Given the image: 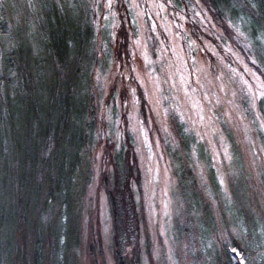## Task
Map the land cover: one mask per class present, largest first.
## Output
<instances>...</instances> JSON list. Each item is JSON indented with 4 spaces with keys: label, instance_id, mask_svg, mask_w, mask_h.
Returning <instances> with one entry per match:
<instances>
[{
    "label": "trees",
    "instance_id": "trees-1",
    "mask_svg": "<svg viewBox=\"0 0 264 264\" xmlns=\"http://www.w3.org/2000/svg\"><path fill=\"white\" fill-rule=\"evenodd\" d=\"M33 1L37 3L35 12L26 7L28 0H5L3 20H0L3 27L9 13L15 15L10 7L15 3L21 17L14 29L12 51H7V41L0 35V51L4 53L0 71L7 75L10 68L20 75L15 87L8 86L6 91L0 87V264H59L60 261L72 264V251L81 242L88 164L97 150L96 136L99 137L101 127L94 110L93 73L97 60L102 68L107 67L109 54L105 53L101 59L96 55L97 29L91 0ZM203 1L228 36L234 32L230 21L247 32V40L254 43L253 51L258 48L255 55L263 69L257 68L264 78V62L260 59L259 41L255 39L264 22V0ZM174 2L178 7L184 0ZM253 3L255 9L251 7ZM126 12L129 20V10ZM32 19L33 23H27ZM103 30L100 33L106 36L108 30ZM117 33V57L128 63L131 38L124 20L120 21ZM245 42L239 38L242 47H246ZM145 105L144 101L140 112L147 120ZM259 108L264 116L262 98ZM185 129V124L177 120L171 126L172 134L162 139L169 141L167 155L178 189L189 191L194 203L207 209L208 218H203V222L209 225L202 228L196 223L197 213L193 218L192 210L197 208L187 207L189 220L196 223L193 233L199 235L200 243L203 239L210 241L219 229L224 235L219 241V251L211 249L201 255L212 259L213 264H238L241 259L244 264H264V239L259 235L258 225L253 223L260 218L254 215L246 195V191H256L252 181L236 178L228 190L233 197L230 205L229 196L221 194L223 190L203 142ZM125 133L124 141L112 157L113 169L108 168L102 174L114 220L113 246L120 264L128 259L123 254L134 243L131 239L138 234L141 224L134 186L141 184L143 174L133 134L128 130ZM110 141L109 137L106 143ZM192 147L196 149L193 158L205 162L209 168L205 185L199 183L191 164ZM20 191L31 192L20 198ZM210 195L213 201H209ZM212 205L216 206L215 211ZM241 224L249 235L238 240L232 229L239 230ZM232 247H237L242 255L236 256ZM135 248L134 259L140 264ZM49 258H53V263L45 261Z\"/></svg>",
    "mask_w": 264,
    "mask_h": 264
},
{
    "label": "rangeland",
    "instance_id": "rangeland-1",
    "mask_svg": "<svg viewBox=\"0 0 264 264\" xmlns=\"http://www.w3.org/2000/svg\"><path fill=\"white\" fill-rule=\"evenodd\" d=\"M174 1L113 0L111 9L107 8L106 0L90 2L97 29L96 55L101 59L102 55L108 53L109 57L106 68H102L100 60H97L93 73L94 110L101 127L99 137L96 136L97 150L90 156L88 164L89 180L83 196L79 232L81 242L72 251V264H120L113 246L114 220L109 211L102 174L108 168L113 169L112 157L124 141L126 130L133 134L135 152L143 174L141 184L134 186L141 224L138 234L131 239L134 243L128 245L123 254L128 259L123 257L121 264L136 263L132 251L136 250L135 247L140 264H172V261L179 264H213L212 259L201 254L221 248L219 241L224 238L222 230L213 234L210 241L203 239L201 243L199 235L193 233L196 223L202 228L209 225L203 222L208 214L206 208L194 203L189 191L179 190L177 186L173 165L167 155L166 143L169 141L168 138L166 141L162 139L172 134L171 126L177 120L203 142L219 184L221 179L224 180V185L220 184L223 190L221 194L229 196V204L232 205L233 197L228 190L231 184L236 183V178L252 181L256 191H246L248 202H251L256 217H264V152L261 151L264 147V130L260 128L264 116L259 108L261 98L253 107L247 85L243 83L246 80L255 86L257 78L264 80L258 70L263 69L258 60L255 65L251 62L252 57L256 58L258 48L253 51V41L244 37L246 47H242L234 28L232 36H228L203 0H184L183 5L178 7ZM32 3L37 7L36 1ZM159 4L164 7H157ZM126 9L129 10V20ZM123 20L131 38L128 63L117 57V29ZM27 23H33V19ZM102 29L108 30L106 36L100 33ZM241 30L247 36V32ZM193 58L197 69L207 67L210 62V72L219 74L222 69L231 76L234 83H227L225 77L227 94L219 91L221 81L214 80L211 75H207L206 79L201 76V83L205 87L198 88L194 83L197 73L192 71L189 95L185 96L181 76L189 79ZM225 65H231L236 70L235 74ZM174 81L175 87L172 86ZM193 88H196L195 92H192ZM233 91L236 92L235 97L232 96ZM205 93L208 94L207 99L204 98ZM217 97L220 98L219 105L216 104ZM193 100H199L204 106L203 122L197 117V109L192 108ZM144 101L147 120L140 112ZM180 112L184 115L183 121L179 118ZM258 116L260 119H257ZM109 137L111 141L106 143ZM225 148L231 159L225 157ZM195 150L192 147L191 164L199 183L205 185L208 183L209 168L205 162L193 158ZM20 192L22 194L16 195L23 198L31 191ZM207 197L213 201V195ZM165 202L168 203L167 216ZM187 207L197 208L191 209L193 218L196 213L199 216L195 224L189 220ZM215 207L212 205L213 210ZM222 210L226 213L225 207ZM217 223L220 225V222ZM157 249L160 252L159 260L156 259ZM169 250L172 261L168 260ZM45 261L53 263V258Z\"/></svg>",
    "mask_w": 264,
    "mask_h": 264
},
{
    "label": "snow or ice",
    "instance_id": "snow-or-ice-1",
    "mask_svg": "<svg viewBox=\"0 0 264 264\" xmlns=\"http://www.w3.org/2000/svg\"><path fill=\"white\" fill-rule=\"evenodd\" d=\"M198 2H199V0H198ZM106 6L108 9H111L113 7V0H106ZM156 6L159 8L164 7L163 4H159ZM5 7H6L5 0H0V20H3L2 10L5 9ZM10 7L12 10L15 11V15L13 16L12 13L10 12L9 13V20L4 22L3 27H0V35H2L4 37V39L7 41V51H12L14 46H15L14 45V41H15L14 29L19 26L20 17H21V14L17 10V5L15 3H13ZM26 7L28 9H31L33 12L37 11V7L34 3H32V0H28ZM251 7L253 9H255L256 4H254V3L251 4ZM196 15H199V13H196ZM240 19H241V21H243L244 18L241 17ZM229 26L234 28L235 32L237 33V37H244L245 40L248 39V36L245 35V32L241 30V27L239 25H235L230 21ZM255 39L257 41H259L260 59L262 62H264V22H262L259 35L255 36ZM228 50L231 51L230 48ZM3 55H4L3 51H0V62L3 61ZM251 62H252V64L255 65L257 63V59L255 57H252ZM195 65H196V60H195V58H193L192 66L190 67V71H189V79H186L184 76H181V82L185 85V93H184L185 96L189 95L188 87L191 83L190 76L192 74V71H195L197 73V77H196V80L194 83L196 84V86L198 88H204L205 87V84L201 83V76H204L206 79L207 75H211L214 80H220L221 81V85L218 86L219 91L225 92V94H227V92H226L227 83H234V81L232 80L230 75L223 72L222 69L219 70V74L210 72L209 71L211 68L210 62L207 64V67H205V68H198L197 69V68H195ZM185 66L187 67L186 64H185ZM225 67H228L231 70V73L235 74L236 70L234 68H231V65H225ZM245 70L248 71L247 65H245ZM226 76H227V83H225V77ZM253 76H255V73H253ZM19 80H20V75L17 71H13L12 69L9 68L7 75H5L2 71H0V87H2L5 91L7 90L8 86L15 87L16 84L19 83ZM257 80H258V83L255 86L249 84L248 81H246V80L243 81V83L245 85H247V92L249 94V99H250L253 107H255L256 101L258 98L264 99V80H259V78H257ZM14 81L16 83H14ZM211 82L212 81H208V83H211ZM172 86L173 87L176 86L175 81L173 82ZM195 91H196V88H193L192 92H195ZM207 96H208V94L205 93L204 98L207 99ZM232 96L233 97L236 96L235 91L232 92ZM216 104L217 105L220 104V98L219 97H217V99H216ZM192 108L197 109V117L201 122H203L205 120V115H204V106L202 105V103L199 100H193ZM167 115H168V112L166 110L165 116H167ZM179 118L181 121L184 120V115L182 112L179 113ZM208 119L210 120L211 117H208ZM257 119H260V117L258 116ZM260 128H261V130H264V119H261ZM185 131H187V129H185ZM197 135H199V133H197ZM261 151L264 152V147L261 148ZM224 155L226 158L231 159V157L228 155V149L227 148H225ZM220 184L222 186L224 185L223 179L220 180ZM147 187H148V184L146 182L145 188L147 189ZM164 208H165V215L167 216L168 215V212H167L168 203L167 202H165ZM253 223H254V225H258L259 235L262 239H264V217H261L260 219L254 220ZM232 231H233V233L236 234V238L238 240H242L244 237H247L249 235L248 229L245 228L242 224H241L239 230L234 227L232 229ZM252 235L253 236L255 235V228L253 229ZM165 243H167V241H165ZM231 251L236 256L242 255V253L240 251H238L237 247H232ZM156 259L157 260L160 259L159 249L156 250ZM168 260L172 261L171 250H169V253H168ZM172 264H179V262L178 261H172ZM238 264H244V260L241 259L240 261H238Z\"/></svg>",
    "mask_w": 264,
    "mask_h": 264
}]
</instances>
